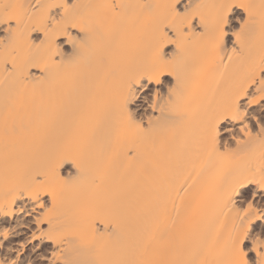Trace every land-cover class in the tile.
Instances as JSON below:
<instances>
[{"label": "bare ground", "instance_id": "6f19581e", "mask_svg": "<svg viewBox=\"0 0 264 264\" xmlns=\"http://www.w3.org/2000/svg\"><path fill=\"white\" fill-rule=\"evenodd\" d=\"M0 264H264V0H0Z\"/></svg>", "mask_w": 264, "mask_h": 264}]
</instances>
